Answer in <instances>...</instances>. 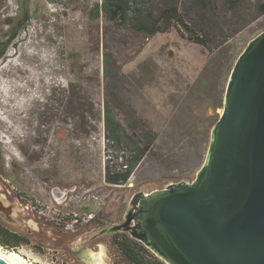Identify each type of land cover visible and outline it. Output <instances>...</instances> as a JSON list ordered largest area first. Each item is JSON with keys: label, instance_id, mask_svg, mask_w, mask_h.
<instances>
[{"label": "rangeland", "instance_id": "obj_1", "mask_svg": "<svg viewBox=\"0 0 264 264\" xmlns=\"http://www.w3.org/2000/svg\"><path fill=\"white\" fill-rule=\"evenodd\" d=\"M98 2L0 0V42L15 33L19 16L30 12L26 28L0 59V88L6 94L0 91V191L11 201L21 197L41 220L73 239L122 222L139 191L196 178L232 68L264 30L263 15L233 37L225 40L222 34L205 46L178 26L148 36L117 27L103 15L94 18ZM186 19L193 24L195 12ZM105 50L113 55L108 76ZM19 97L25 105L16 110ZM106 99L123 122L138 116L159 133L154 152L124 184L105 180L108 160L114 169L124 163L122 152L106 140ZM74 212L86 220L95 212L107 224L75 222ZM36 236L29 234L31 244L3 249L17 251L27 264L88 263ZM109 248L110 260L119 259Z\"/></svg>", "mask_w": 264, "mask_h": 264}, {"label": "water", "instance_id": "obj_2", "mask_svg": "<svg viewBox=\"0 0 264 264\" xmlns=\"http://www.w3.org/2000/svg\"><path fill=\"white\" fill-rule=\"evenodd\" d=\"M19 206L0 191V221L13 230ZM118 230L167 264H264V30L232 68L196 178L137 192L125 219L106 229ZM98 255L88 263L110 264Z\"/></svg>", "mask_w": 264, "mask_h": 264}, {"label": "trees", "instance_id": "obj_3", "mask_svg": "<svg viewBox=\"0 0 264 264\" xmlns=\"http://www.w3.org/2000/svg\"><path fill=\"white\" fill-rule=\"evenodd\" d=\"M193 11L196 16L194 25L186 19V13ZM93 12L94 18L99 19L103 15L117 27L132 29L148 36L178 26L191 39L210 46L209 42L218 39L222 34L227 40L263 16L264 0H101L95 4ZM29 18L30 12L26 10L18 18L15 33L6 41L0 42V59L7 57L11 42L26 28ZM225 29L228 32H223ZM217 30L220 33L216 34ZM112 60V53L105 50V76L111 71ZM104 114L106 140L110 146L122 152L118 156L124 162L122 169H114L115 165L108 160L105 180L111 184H123L129 181L145 158L155 150L159 133L135 115L125 117L123 122L116 114L110 99L105 100ZM201 159L204 162L205 156L202 155ZM200 165L201 163L198 164ZM23 241L31 243L30 238L23 237L0 221V245L17 248ZM112 244L119 257L117 264H167L145 244L126 232L115 233Z\"/></svg>", "mask_w": 264, "mask_h": 264}, {"label": "flooded vegetation", "instance_id": "obj_4", "mask_svg": "<svg viewBox=\"0 0 264 264\" xmlns=\"http://www.w3.org/2000/svg\"><path fill=\"white\" fill-rule=\"evenodd\" d=\"M61 192L62 191L58 193H61ZM67 195L68 193L66 192L63 197L65 198ZM14 199H17L20 203L19 209L17 210V219L22 221L21 223L16 224L18 228L17 230H14V231L18 232L23 237H27V238H30L29 234L33 233L34 235H37L36 237H39L41 241L57 245V247L64 249L66 251V254L71 255L75 259L85 262V263L93 261L91 258L98 257L99 253L100 254L104 253L107 255V251H110L109 247L113 246L112 244L113 235L117 232H125V231H119V230L107 232L106 229L118 223L115 222V223L106 225L107 222L104 219H100V217L95 212H89L88 214L89 218L87 220L85 219L84 216L78 215V213L74 212L73 215L77 217L74 219L75 222H80V220L82 221L86 220L88 222L90 221L91 223H95L96 220L100 219L103 222L102 224H105L106 226H104L101 229H97V230L95 227H93L91 228V230H89L88 233L80 234L78 235V238L73 239V236L69 234V231L51 226L48 223L41 220L43 217L42 215H39L40 212L37 209H34V210H37V211H34L27 202L21 199V197L14 196L13 200ZM83 200L85 201L86 199H83ZM37 212L39 214H37ZM66 215L68 217H67V223L65 227L69 229L71 213L68 212L66 213ZM30 220L32 221V224L28 225ZM25 224L27 225L26 229L22 227ZM108 236H110L109 244H108V241H105V238H107ZM24 243L31 244L32 241L31 243H27L23 241L21 244H24ZM113 260L114 259L110 260V264H112Z\"/></svg>", "mask_w": 264, "mask_h": 264}, {"label": "bare ground", "instance_id": "obj_5", "mask_svg": "<svg viewBox=\"0 0 264 264\" xmlns=\"http://www.w3.org/2000/svg\"><path fill=\"white\" fill-rule=\"evenodd\" d=\"M0 91H2V93H3L2 95L3 96L4 95L6 96V94L3 92L4 90L2 89V87L0 88ZM21 98L19 97L17 102L13 105L14 109L17 110V109L23 108V106L25 105V103H23ZM8 99H11V98L8 97ZM0 257L12 262L13 264H27L26 263V258L23 257L17 251H7V250H5V249L0 247Z\"/></svg>", "mask_w": 264, "mask_h": 264}, {"label": "built area", "instance_id": "obj_6", "mask_svg": "<svg viewBox=\"0 0 264 264\" xmlns=\"http://www.w3.org/2000/svg\"><path fill=\"white\" fill-rule=\"evenodd\" d=\"M124 167H126V165H124ZM0 247L3 248L2 245H0ZM27 261H28V260L26 259V263H27ZM115 261H116V263H115ZM118 261H119V259H115V260H113L112 264H117ZM121 264H125V263L122 262Z\"/></svg>", "mask_w": 264, "mask_h": 264}, {"label": "crops", "instance_id": "obj_7", "mask_svg": "<svg viewBox=\"0 0 264 264\" xmlns=\"http://www.w3.org/2000/svg\"><path fill=\"white\" fill-rule=\"evenodd\" d=\"M23 245V244H20V246Z\"/></svg>", "mask_w": 264, "mask_h": 264}]
</instances>
